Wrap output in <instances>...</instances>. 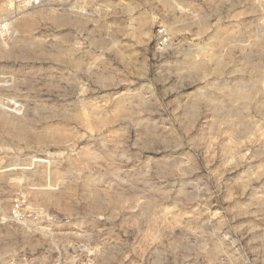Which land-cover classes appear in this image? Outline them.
Returning a JSON list of instances; mask_svg holds the SVG:
<instances>
[{
	"label": "rangeland",
	"instance_id": "rangeland-1",
	"mask_svg": "<svg viewBox=\"0 0 264 264\" xmlns=\"http://www.w3.org/2000/svg\"><path fill=\"white\" fill-rule=\"evenodd\" d=\"M0 264H264V2L0 0Z\"/></svg>",
	"mask_w": 264,
	"mask_h": 264
},
{
	"label": "built area",
	"instance_id": "built-area-1",
	"mask_svg": "<svg viewBox=\"0 0 264 264\" xmlns=\"http://www.w3.org/2000/svg\"><path fill=\"white\" fill-rule=\"evenodd\" d=\"M23 2L28 3L29 5H42L44 3H46L48 0H22ZM264 2V0H262Z\"/></svg>",
	"mask_w": 264,
	"mask_h": 264
}]
</instances>
